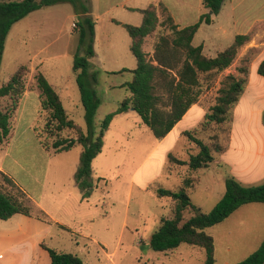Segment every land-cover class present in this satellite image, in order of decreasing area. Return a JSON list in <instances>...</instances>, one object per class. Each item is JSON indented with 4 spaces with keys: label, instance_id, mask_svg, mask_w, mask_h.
Instances as JSON below:
<instances>
[{
    "label": "rangeland",
    "instance_id": "374dc122",
    "mask_svg": "<svg viewBox=\"0 0 264 264\" xmlns=\"http://www.w3.org/2000/svg\"><path fill=\"white\" fill-rule=\"evenodd\" d=\"M93 1L90 14L95 22L96 57L90 60L89 72L96 75L94 89L101 101L94 118L95 128L98 130L100 122L115 111L128 95L122 85L131 81L132 75L129 72L118 73L122 68H130V62L123 54L127 52L132 61L131 66L136 65L131 52L123 48L122 36L129 39L128 34L121 26L111 22V19L139 26L141 16L119 9L111 14L103 13L102 8L96 5V0ZM146 4L144 0L139 3L142 7ZM76 21L73 6L69 3L46 6L32 12L12 26L0 63V86L8 81L18 66L24 64L29 68L25 77L26 91H33L23 103L19 121L15 122L16 116L14 118L9 141L0 145V166L3 173L38 208L42 204L53 214L55 207H48L49 196L43 198L41 203L36 201L40 194L38 182L44 180L46 160L48 157L52 159L47 169L49 186L53 177L58 183L68 182L72 185L79 165L81 147L75 145L67 152L50 156L41 147L34 130L37 128V132L45 138L42 131L45 121L40 115L39 91L35 90L33 76L39 70L46 77L59 93L69 118L85 131L84 109L72 70L78 38ZM203 35L198 34L195 43H199ZM155 37L153 34L145 40L143 50L149 56L153 53ZM226 47L227 41L224 40L217 46L219 49L215 48L221 51ZM218 51H211L212 56ZM238 64L234 61L230 68L214 78L209 88L202 90L197 104L205 111L215 103L223 77L228 74L237 75ZM3 104L4 102L0 103ZM232 114L233 111L229 130ZM226 137L229 135L226 134ZM200 138L210 144L207 135H201ZM223 139L224 137L221 140ZM154 141L155 138L135 112L115 117L105 133L101 153L92 161V181L96 183L98 178L104 180L97 183L98 187L92 191L88 202L82 204L81 212L62 215L61 219L69 226V231L61 229L46 213L50 222H44L41 227L46 228V237L42 243L60 252L76 254L84 264H204V251L200 248L181 244L172 251L160 253L153 251L148 244L150 235L160 226L161 218H170L173 214V202L169 198L157 197L156 190H178V175L185 176L187 171L186 167H175L169 172L168 162L164 163L161 153L171 148V154L182 160H187L191 153V147L189 148V143L183 136L178 140L171 137L162 148L151 151ZM222 169L213 165L205 176H200L202 169L194 174L190 173L198 179V183L188 191V195L192 204L202 213H209L217 204L214 203L215 197L222 196L225 192ZM135 171L140 172V176L134 178L133 183L132 175ZM143 171L159 175L146 192L139 188L143 185ZM49 186L45 190L47 193ZM17 187L3 183L0 177V188L4 191L14 193ZM191 215L193 211H187L184 219ZM41 229L39 233L43 234ZM213 229H209L210 233H213ZM217 264L225 263L219 260Z\"/></svg>",
    "mask_w": 264,
    "mask_h": 264
},
{
    "label": "trees",
    "instance_id": "16d2710c",
    "mask_svg": "<svg viewBox=\"0 0 264 264\" xmlns=\"http://www.w3.org/2000/svg\"><path fill=\"white\" fill-rule=\"evenodd\" d=\"M223 2L224 0H202V8L206 11L200 14L196 23L181 29L174 23L162 2L157 5L151 3L143 9H129L140 14L139 26L112 21L128 34L129 51L136 65L131 70L122 69L118 72H129L132 75L131 81L122 85L128 95L115 111L100 122L96 130L94 118L101 101L94 89L96 75L89 72L90 60L96 56L95 22L90 14V0H0V63L6 38L15 23L42 7L64 3L73 6L77 17L75 26L78 38L72 70L84 109L86 128L85 131L82 130L69 118L59 93L37 70L33 80L35 89L39 91L40 115L45 121L42 129L45 138L37 132V128L34 132L41 147L48 154L67 152L75 145L81 147L79 165L74 175V183L80 191L81 200H87L98 187L97 183L104 180L98 178L96 183L92 181V161L101 153L105 133L116 116L132 109L153 137L160 141L191 106L198 102L202 90L209 88L214 78L237 60L240 49L250 41V35L236 36L231 44L218 51L215 56L207 55L202 45H193V38L200 25L211 24ZM153 34L156 37L153 53L149 56L143 47L145 40ZM254 53L255 50L251 49L241 58L236 69L237 75L228 74L223 77L215 103L206 111L199 125L182 133L189 148L191 147L188 159L182 160L168 154L169 172L175 167H186L187 171L185 176L178 175V190H156L157 197L169 198L173 202V214L170 218H161L160 226L150 235L148 244L153 251L165 253L186 244L204 251V264H216L214 239L205 230L223 222L243 205H264V182L255 186H244L230 175L225 178L222 198L209 213H202L196 208L188 195V191L198 183L193 174L207 168L215 160V154H221L228 147L229 137L226 134L230 133V115L245 90ZM28 73L29 68L21 64L8 81L0 86V103L4 102L0 105V145L7 144L11 137L13 121L26 91L25 77ZM257 73L264 77V61L258 65ZM262 122L264 125V113ZM201 135H207L210 144L204 142ZM221 137L224 139L221 140ZM0 177L3 183L17 187L5 174L0 173ZM189 210L193 211V215L184 219ZM17 214L45 223L50 222L47 214L19 187L14 193L0 188V220L6 221ZM60 228L69 231L65 227ZM41 247L47 251L50 264H84L76 254L60 252L43 243ZM237 264H264V238L256 251Z\"/></svg>",
    "mask_w": 264,
    "mask_h": 264
},
{
    "label": "crops",
    "instance_id": "0c3cea01",
    "mask_svg": "<svg viewBox=\"0 0 264 264\" xmlns=\"http://www.w3.org/2000/svg\"><path fill=\"white\" fill-rule=\"evenodd\" d=\"M144 2L147 3L145 7L151 3L157 5L162 2L179 29L196 23L200 14L206 11L202 8V0H144ZM139 3L141 0H96V5L102 8V12L109 14L118 11V9L130 14H139L129 10L145 8ZM93 5L94 1L90 0L91 9ZM113 20L128 24V22L117 19H111V22ZM226 20L227 23H225ZM200 33L204 34L203 38L199 43H195L196 36ZM239 35H250L251 38L240 49L236 63H239L249 50H255L249 66L246 87L233 109L227 149L215 156V160L200 171V176H205L207 171L215 165L223 168L221 177L224 181L226 176L230 175L244 186H255L264 182V125L262 122L264 77L257 73L258 65L264 61V0H224L219 13L213 18L211 24L200 25L193 38V45H202L204 52L212 56L211 51H218L217 46L221 41L226 40L228 46ZM122 44L124 50H129L130 38L126 39L122 36ZM123 56H126L130 62V68H126V70L133 69L127 52ZM36 67L39 69L38 66ZM31 92L33 91H25L22 96L15 122L19 121L23 103ZM129 112L134 111L130 110ZM205 113L206 111L201 105L196 103L191 106L162 140L155 139L151 151L162 148L171 137L175 140L180 139L184 131H190L199 124ZM170 149L161 153V156H164L165 164L168 154L171 153ZM51 162V157H48L44 180L38 182L40 194L36 201L41 203L43 198L49 196L48 207H55V214L42 204H40V208L50 215L60 227L70 229L62 221V215L69 212L72 214L81 212L82 204L88 201L81 200L80 191L76 189L75 183L72 185L68 182H66L67 184L58 183L53 177V181H50L51 186L47 184V169ZM0 173H3L1 166ZM141 174L143 185L142 188H139L146 192L148 186L153 183L154 179H158L159 175H153V172L150 171H143ZM138 175L140 176L138 171L133 173V183L134 178L136 179ZM151 176L154 177L151 178ZM47 186L50 188L49 193L45 192ZM222 196H216L214 203L216 204ZM42 225L44 222L20 214L14 215L6 221L0 220V253H3L0 255V264H50L47 251L41 247L42 241L46 237L44 234L46 228L41 229ZM210 228H214L213 233H210ZM210 228L206 229V233L214 239L216 264L219 260L225 264H237L256 251L264 238V205L258 203L243 205L223 222ZM40 229L43 234L39 233Z\"/></svg>",
    "mask_w": 264,
    "mask_h": 264
},
{
    "label": "water",
    "instance_id": "95a60500",
    "mask_svg": "<svg viewBox=\"0 0 264 264\" xmlns=\"http://www.w3.org/2000/svg\"><path fill=\"white\" fill-rule=\"evenodd\" d=\"M131 111H133V110L131 109Z\"/></svg>",
    "mask_w": 264,
    "mask_h": 264
}]
</instances>
